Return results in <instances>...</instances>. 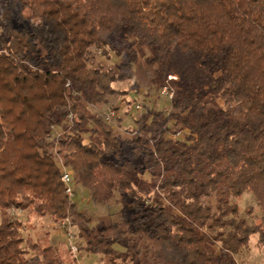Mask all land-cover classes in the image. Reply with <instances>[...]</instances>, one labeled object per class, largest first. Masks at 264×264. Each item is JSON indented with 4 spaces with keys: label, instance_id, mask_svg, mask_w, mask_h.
<instances>
[{
    "label": "trees",
    "instance_id": "16d2710c",
    "mask_svg": "<svg viewBox=\"0 0 264 264\" xmlns=\"http://www.w3.org/2000/svg\"><path fill=\"white\" fill-rule=\"evenodd\" d=\"M4 1L0 264L75 260L71 247L64 252L50 237L25 239L24 223L8 215L16 209L53 223L69 216L89 223L65 193L63 170L94 205L108 204L116 191L125 197L122 210L138 213L111 224L114 238L100 235L85 247L109 264H238L235 256L252 236L264 247V0ZM130 39L153 48L151 62L167 56L163 73L179 76L180 90L173 113L147 112L127 131L132 138L122 140L104 120L81 111L78 99L105 103L107 95L126 93L114 88L124 75L96 60L98 53L119 56L122 46L130 51ZM130 52L124 69L136 60ZM59 117L69 119L73 134ZM171 119L188 129L185 141L165 138ZM88 124L99 128L101 140L85 142L82 133L97 132ZM160 165L167 176L158 188L169 204L146 208L150 190L136 187L139 174ZM246 192L260 211L257 222L240 217L233 202ZM212 243H219L218 255Z\"/></svg>",
    "mask_w": 264,
    "mask_h": 264
},
{
    "label": "rangeland",
    "instance_id": "374dc122",
    "mask_svg": "<svg viewBox=\"0 0 264 264\" xmlns=\"http://www.w3.org/2000/svg\"><path fill=\"white\" fill-rule=\"evenodd\" d=\"M5 3L4 0H0V16ZM1 34L3 32L0 27ZM128 41H126V45L132 43L130 44L131 52L122 46L119 56L110 52L109 57L106 58L98 53L96 60L98 63L103 64L104 67L112 68L116 76L124 75L122 79L114 83V88L119 92L123 91L126 93L107 95L105 103L89 102L86 100V95L83 94L79 95L78 99L81 111L89 115H95L101 120H104V116L109 110H113L115 112L114 117L108 122L104 121L108 126L112 127L115 133L120 135L122 140L132 138V135L127 131L136 130L138 128L136 121L147 112L161 111L165 116L173 113L174 110L171 108V101L177 91L180 90L178 85L180 83L179 76L163 73L167 56H164L158 61L151 62L150 60L154 57L152 47L140 45L135 40L130 39ZM128 52H130L129 57L134 56L136 60L130 64L128 69H124L122 68V64L127 60L124 53L127 54ZM169 76H174L176 79H169ZM164 87L172 91L173 97L171 99L162 94ZM93 93L91 92V94ZM137 105L140 106L139 110L136 109ZM217 105L223 109L227 108L221 99L217 100ZM209 107L212 106L209 105ZM185 115L186 113L182 117ZM58 119L62 128L65 129L63 131L73 134L69 119L67 117H59ZM149 121L150 118L147 119V122ZM189 121L193 122V119L189 117ZM86 127L89 131L91 128L96 129L97 132H87L84 135L82 133L85 142L88 140L97 142L102 139L103 136L96 125L88 124ZM56 131L57 133H61L62 129H56ZM65 135L66 133L63 134V136ZM187 135L188 129L180 121L171 119L168 123V132L164 136L172 141H185ZM139 136L143 142H148V145H152L148 133H140ZM52 151L55 154L56 149ZM54 156L56 159L59 158L56 154ZM153 172L154 175H151ZM166 176L167 174L163 172L161 165L158 167H148L144 173L139 174L140 182L136 184V187H143L150 190V198L144 204V207L167 206L169 204L165 192L158 188ZM72 184H74L72 185L74 196L71 200L76 203L77 212L89 219V223H82L78 218L69 216L65 219L66 225L61 227V220L53 223L48 217L37 219L32 215L28 216L27 211H19L16 209L9 210L8 215L10 218H17L24 223L22 234L25 239L29 237L34 241H39L45 236L47 238L50 237V242L59 245V248L63 249L64 252L71 246L76 247L77 252H75V255L74 253L69 254V259L75 257V260H71V262L67 260L64 264H109L107 259L102 255L87 253L85 247L95 243L100 235L107 238H114L115 231L111 228V224L120 222L122 218L134 217L138 213L122 210V199L125 198L122 193L115 191L108 204L94 205L91 203L89 195L82 190L80 185L74 183L73 179ZM233 202L238 206L240 217L245 218L250 223L258 221L260 211L256 207L251 193L246 192L240 197L233 199ZM205 204L214 211L216 204L214 198L205 199ZM247 209L251 210V214L247 213ZM202 232L209 233L211 236L215 234L214 231L207 229H202ZM69 235L71 236L70 240L68 238ZM55 239L56 241H54ZM114 248L121 255H125L124 252L126 250L122 245L115 244ZM211 248L214 254H219V243H212ZM127 253L131 256L133 255L132 252ZM235 260L238 264H264V247L259 246L256 242V237L252 236L247 248L235 256ZM127 264H132L129 259H127Z\"/></svg>",
    "mask_w": 264,
    "mask_h": 264
},
{
    "label": "built area",
    "instance_id": "2783aa9c",
    "mask_svg": "<svg viewBox=\"0 0 264 264\" xmlns=\"http://www.w3.org/2000/svg\"><path fill=\"white\" fill-rule=\"evenodd\" d=\"M169 79H176L174 76H169ZM68 85V84H67ZM162 94H164V96L168 97L169 99H171L173 97V93L172 91H170L168 88L164 87L162 89ZM136 109H140V106L137 105ZM115 115V112L113 110H109L105 116H104V120L105 121H110ZM69 118H71V115H68ZM61 181L62 183L65 185V193L66 195L71 199L74 196V191H73V187H72V178L69 172H67L66 170H63L62 174H61ZM66 225V220H63L61 222V227H64ZM71 238V236L69 235V239ZM71 250L75 253L77 252L76 247L71 246Z\"/></svg>",
    "mask_w": 264,
    "mask_h": 264
},
{
    "label": "crops",
    "instance_id": "0c3cea01",
    "mask_svg": "<svg viewBox=\"0 0 264 264\" xmlns=\"http://www.w3.org/2000/svg\"><path fill=\"white\" fill-rule=\"evenodd\" d=\"M53 236V235H52ZM57 237V236H56ZM54 241H56V239L54 240Z\"/></svg>",
    "mask_w": 264,
    "mask_h": 264
}]
</instances>
